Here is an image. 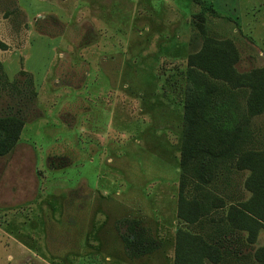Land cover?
Instances as JSON below:
<instances>
[{
	"label": "rangeland",
	"instance_id": "obj_1",
	"mask_svg": "<svg viewBox=\"0 0 264 264\" xmlns=\"http://www.w3.org/2000/svg\"><path fill=\"white\" fill-rule=\"evenodd\" d=\"M209 1L238 26L191 0H0V118L23 123L0 155V264H175L189 56L206 31L235 44L239 72L264 64V0ZM203 73L246 112L264 91V76ZM197 129L214 152L228 143ZM247 172L223 171L226 203ZM141 234L153 249L133 256Z\"/></svg>",
	"mask_w": 264,
	"mask_h": 264
},
{
	"label": "trees",
	"instance_id": "obj_2",
	"mask_svg": "<svg viewBox=\"0 0 264 264\" xmlns=\"http://www.w3.org/2000/svg\"><path fill=\"white\" fill-rule=\"evenodd\" d=\"M209 17L238 22L223 16L209 0H191ZM203 45L189 56L184 99V128L180 149V176L177 204L178 226L175 238V264H254L264 263V243L254 247L264 232V147H257L260 134L251 121L262 112L264 91L257 89L249 99L247 112L234 97L235 92L224 83L213 84L206 72L222 80H238L244 76H264V64L250 72H239L235 63L239 51L229 39L218 40L201 32ZM220 43V48L214 44ZM225 45V46H224ZM224 46V47H223ZM239 86L237 83L234 87ZM215 90V91H214ZM254 103L251 105V103ZM259 106L254 109V106ZM206 125L217 144L228 142L214 152L200 144L197 124ZM22 121L0 118V155L6 154L16 143ZM232 162L236 172L248 171L243 180L244 193L235 203H226L218 194L223 171ZM218 190V191H217ZM142 235L131 244L137 252L148 253ZM237 241L235 250H231ZM234 247V246H233ZM250 248L244 252V248Z\"/></svg>",
	"mask_w": 264,
	"mask_h": 264
},
{
	"label": "crops",
	"instance_id": "obj_3",
	"mask_svg": "<svg viewBox=\"0 0 264 264\" xmlns=\"http://www.w3.org/2000/svg\"><path fill=\"white\" fill-rule=\"evenodd\" d=\"M193 4V3H192Z\"/></svg>",
	"mask_w": 264,
	"mask_h": 264
}]
</instances>
